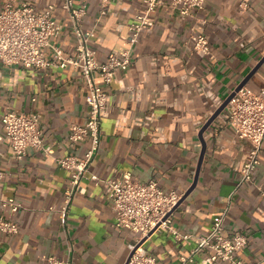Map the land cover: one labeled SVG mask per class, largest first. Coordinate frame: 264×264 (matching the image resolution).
<instances>
[{"label":"crops","instance_id":"obj_1","mask_svg":"<svg viewBox=\"0 0 264 264\" xmlns=\"http://www.w3.org/2000/svg\"><path fill=\"white\" fill-rule=\"evenodd\" d=\"M6 1L0 0V8ZM28 1L38 9L54 3V16L62 24L57 42L75 53L64 0ZM74 1L86 5L83 26L95 31L91 44L100 60L127 45L129 24L143 10V0H113L99 18V0ZM153 16L155 26L142 32L133 63L118 69L109 87L90 171L104 178L130 171L141 181L157 180L166 191L185 194L205 147L197 182L173 212L176 229L192 238L160 227L143 238L144 251L163 264L177 262L228 208L225 232L239 230L248 238L239 256L246 264H264V142L253 179L241 182L252 143L238 135L227 106L201 136L205 123L264 57V0H206L186 19L162 0ZM192 26L209 39V53L195 48ZM244 86L264 92V62ZM87 94L82 72L71 65L38 68L0 61V169L5 173L0 216L19 223L17 233L0 229V264H49L51 256L70 258L72 264H125L138 242L136 232L115 225L104 186L89 177L64 220L70 172L58 158L82 156L89 147V139H69L71 125L87 119ZM9 109L36 113L53 153L29 148L17 158L2 121ZM9 198L22 205L16 213L1 204ZM186 264L227 263L213 261L203 250Z\"/></svg>","mask_w":264,"mask_h":264},{"label":"built area","instance_id":"obj_2","mask_svg":"<svg viewBox=\"0 0 264 264\" xmlns=\"http://www.w3.org/2000/svg\"><path fill=\"white\" fill-rule=\"evenodd\" d=\"M113 0H99V18L107 13ZM206 0H169V6L186 19L204 7ZM162 0H143V10L136 14L129 24L127 45L119 52L112 53L106 60L97 57L91 41L93 29L83 26L86 5L77 6L74 0H64L71 28L75 35V53H68L57 42L62 24L54 16V3L38 9L34 3L25 0L20 3L7 0L0 8V61L7 65L23 67L65 68L69 65L80 69L88 85L86 97L88 115L84 123H73L69 139L78 142L89 139V147L82 156L70 154L58 158L59 164L70 172L69 185L65 190L62 205L64 220L74 197L83 192V179L89 177L102 184L115 213V225L138 234V242L132 248L125 264H163L155 255L146 253L143 238L160 227H166L176 237L190 239L193 235H182L174 226L173 212L183 197V191H166L157 180L148 182L136 178L126 171L110 177H101L90 171L101 142L102 115L108 106L109 87L116 71L126 70L134 61V49L143 31L155 26L154 13ZM191 40L196 49L210 52L207 36L191 28ZM229 119L241 138L249 139L252 148L241 169V182L251 181L253 172L260 163V152L264 142V92H254L245 86L237 90L228 105ZM5 136L17 158H23L29 148L53 153V147L46 143V136L34 112H17L9 109L2 115ZM3 138V137H1ZM5 173L0 169V183ZM264 194V192H263ZM5 209L16 213L21 203L13 198L1 200ZM228 208L213 218L208 232L198 235L197 242L188 255L180 256L172 264L193 262L197 254L207 250L213 261L222 260L227 264H246L239 256L248 243L242 231L225 232L224 221ZM0 229L8 234L19 231V223L0 216ZM49 264H72L70 258L49 257Z\"/></svg>","mask_w":264,"mask_h":264},{"label":"water","instance_id":"obj_3","mask_svg":"<svg viewBox=\"0 0 264 264\" xmlns=\"http://www.w3.org/2000/svg\"><path fill=\"white\" fill-rule=\"evenodd\" d=\"M264 62V57L263 59L258 63V65H256V67L251 71V73L240 83V85H238V87L224 100V102L220 105V107L215 111V113L210 117V119L205 123V125L202 127L201 129V136H203V132L206 130V128L211 124V122L215 119V117H217L221 112L222 110L228 105L230 99L234 96L235 92L237 90H239L241 87H243L246 82L249 80V78L254 74V72L261 66V64ZM204 153H205V147L203 148V151H202V154H201V157H200V160H199V165H198V170H197V173H196V177H195V181L193 183V185L190 187V189H188V191L183 195V197L181 198V200L179 201V203L177 204V206L180 204V202L191 192V190L194 188L196 182H197V179H198V176H199V170H200V167H201V164H202V161H203V156H204ZM176 206V207H177ZM154 231L151 232V234L153 233ZM129 258V257H128Z\"/></svg>","mask_w":264,"mask_h":264}]
</instances>
